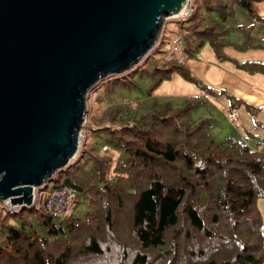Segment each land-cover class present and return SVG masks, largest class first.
<instances>
[{
  "label": "trees",
  "instance_id": "1",
  "mask_svg": "<svg viewBox=\"0 0 264 264\" xmlns=\"http://www.w3.org/2000/svg\"><path fill=\"white\" fill-rule=\"evenodd\" d=\"M251 1L192 0L188 18L173 21L182 53L189 58L207 42L223 57L230 42L224 19L238 6L259 20ZM237 28L243 38L236 47L264 46L250 36V26ZM161 36L137 65L91 89L97 102L101 91L109 102L98 117L102 125L85 127L97 138L86 137L49 186L69 185L72 203L81 199L83 208L63 216L32 208L0 214V264H264L257 208L264 199V144L218 137L214 118H192V110L212 108L205 97L177 103L154 96L171 73L205 89L165 49L156 59ZM131 91L140 98L130 99ZM99 140L112 156L96 150Z\"/></svg>",
  "mask_w": 264,
  "mask_h": 264
},
{
  "label": "water",
  "instance_id": "2",
  "mask_svg": "<svg viewBox=\"0 0 264 264\" xmlns=\"http://www.w3.org/2000/svg\"><path fill=\"white\" fill-rule=\"evenodd\" d=\"M186 0H0V201L25 208L77 153L85 98Z\"/></svg>",
  "mask_w": 264,
  "mask_h": 264
},
{
  "label": "crops",
  "instance_id": "3",
  "mask_svg": "<svg viewBox=\"0 0 264 264\" xmlns=\"http://www.w3.org/2000/svg\"><path fill=\"white\" fill-rule=\"evenodd\" d=\"M251 7L259 20H253L238 6H233V14L224 19L230 29L227 36L231 37L227 38L230 42L222 49L223 57H216L210 45L203 42L193 56L184 62L189 74L201 87H211L206 94L212 97L209 101L212 107L223 110L225 116L233 108L236 127L238 118L240 125L250 133L255 129L264 132V46L241 49L234 44L241 43L243 38L238 26H250V36L256 41H264V0H252ZM168 32V26L164 27V36H168ZM252 63H261V69L253 66L250 68L249 64ZM199 91L178 74L171 73L169 79L160 82L153 94L163 100H179L197 96ZM261 216L264 222V207Z\"/></svg>",
  "mask_w": 264,
  "mask_h": 264
},
{
  "label": "rangeland",
  "instance_id": "4",
  "mask_svg": "<svg viewBox=\"0 0 264 264\" xmlns=\"http://www.w3.org/2000/svg\"><path fill=\"white\" fill-rule=\"evenodd\" d=\"M203 17L205 19V15H203ZM172 20L173 19H171V18L165 17L162 20L161 24H160V28H161L160 32H161V35H162L161 38H162L163 41H165L167 38H169L168 36L173 37L178 32V25L173 22L174 20L173 21ZM166 26H168V30H170V32H168L169 33L168 36H164V33H163L164 27H166ZM230 37L231 36H227V38H230ZM205 47H207V43H205ZM162 58H164V48L163 47H162V52L158 53L156 55V59H162ZM110 76H113V75H110ZM110 76H107V77L103 78L102 80H100L98 82H102L103 80L107 79ZM145 83H146V81L143 80L141 86L144 87ZM94 92H92L90 90L88 92L86 98H85V109H86L85 122L83 123V126L81 127V130H80V134H81L80 136L81 137H80V140H79V147H80L81 142H83L86 139V137H88V140L86 142H88V141L90 143H94L95 142V140L97 138V135L94 132L90 131V130H86L85 127L90 125V127L93 129V128H95V126H92V125H95V123H99V125H102V121H100L99 118H100V115L103 113V110L105 109L106 104L109 103V102H107L108 99H106V97L104 96L103 91L100 92V96L98 98L99 100L102 99V101L98 100L99 102H97V99L95 97ZM135 96L140 98V94H138L136 91H131L129 93V98L130 99H132V97L134 98ZM206 99L208 101L212 100V98L209 97V96ZM116 100H119V98H116ZM158 100H163V99L158 98ZM170 100L171 101H176L177 103L179 102V100H176V99H170ZM208 110H210L209 114H207V112H206ZM190 115H191L192 118H196L197 116H206V115H208L209 117L214 118L217 121L218 126H217V129L214 130L213 132L218 137H222V136H226V135L232 134V135H235L237 137L240 136V138H243L252 147L261 148L262 144H264V143H262L263 140H264V132H263V130L255 129V130L251 131V133L247 132L240 125V122H239L238 118H236V120L238 122L237 125L238 126L240 125V126L236 127V126L232 125V123L227 118V116L224 115L223 110H218V109H215L214 107L208 108V109H206L204 107H200V108H198V110L196 112H195V110H192L190 112ZM92 122H94V123L91 124ZM129 125H131V124L129 123ZM104 126H107V125H104ZM254 131H255V133H253ZM102 142L103 141H100V140L97 141L96 150H100L99 153L101 155L112 156V151H109V150H107L104 147H102L100 149V146H101ZM79 147H78L77 152L79 151ZM74 157H73V159H74ZM73 159H71L68 164H70L73 161ZM53 178H55L54 175L51 177V179H53ZM51 179L46 182V184H45L46 186L43 185V186H41L39 188H41V190H43V191H49V186L53 183V181ZM81 202L82 201L80 199L79 203H76V204L71 203V209H70L71 212L70 211L69 212L72 214V213H76L78 210L82 209L83 205H82ZM2 204H3V201H0V214L1 215H3L4 213H8V212H6V211H4L2 209ZM263 207H264V200L263 199L257 200V208H258V210H259V212L261 214H262ZM25 208L27 209V208H32V207L26 206ZM21 209H24V208L19 207L16 212L20 211ZM32 209H34V208H32ZM34 210H39V209H34ZM68 213H66V214H68ZM8 214H10V213H8ZM29 221L32 224H34V218L33 217L29 216ZM9 223H12L11 220H9ZM262 231L264 233V224H263V227H262ZM1 241H2V237L0 236V242ZM263 245H264V242H263Z\"/></svg>",
  "mask_w": 264,
  "mask_h": 264
},
{
  "label": "built area",
  "instance_id": "5",
  "mask_svg": "<svg viewBox=\"0 0 264 264\" xmlns=\"http://www.w3.org/2000/svg\"><path fill=\"white\" fill-rule=\"evenodd\" d=\"M192 9H193L192 0H186L182 8L176 14L169 16L168 18H171L174 21L185 20L190 15ZM160 31L161 28L156 38L155 44L160 38V33H161ZM181 47H182V39L178 34L174 35L173 37H169L165 41H163V48L166 50L167 56L175 59L177 62L184 63L187 60V57L184 53H182ZM209 89H211V87L209 85H206L205 89L200 90L198 92V95L208 98L206 91ZM226 116L230 120V122L234 126H236L235 112L233 108L229 109L226 112ZM80 135L81 134L79 132V140L81 137ZM31 193H32L31 202L28 205V207H32L34 209H40L44 212L53 214L55 216H62L70 211L71 203L75 195L73 188L70 187L69 185H61L52 188L49 191H43L41 190V188H32ZM2 201H3L2 209L8 213H15L17 209L20 207L17 205L9 204L8 199H4Z\"/></svg>",
  "mask_w": 264,
  "mask_h": 264
}]
</instances>
